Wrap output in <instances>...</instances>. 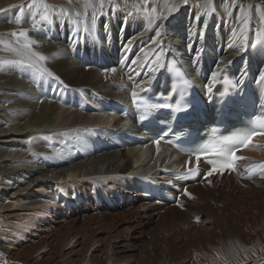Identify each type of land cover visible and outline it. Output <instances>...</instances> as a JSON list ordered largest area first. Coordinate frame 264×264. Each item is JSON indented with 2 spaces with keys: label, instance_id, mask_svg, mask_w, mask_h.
Wrapping results in <instances>:
<instances>
[{
  "label": "bare ground",
  "instance_id": "bare-ground-1",
  "mask_svg": "<svg viewBox=\"0 0 264 264\" xmlns=\"http://www.w3.org/2000/svg\"><path fill=\"white\" fill-rule=\"evenodd\" d=\"M198 1L182 2L169 24L172 10L163 0H149L146 8L155 11L146 16L112 6L85 20H43V7L0 0V264H264V249L254 251L264 245L263 177L198 178L174 203L150 201L134 176L177 169L185 158L162 144L99 151L92 141L98 135L110 142L131 125L98 112L97 101L128 100L148 88L170 55L199 83L225 65L239 80L261 79L264 0H211L217 8L209 11ZM101 13L117 21L107 32L96 25ZM67 26L73 39L64 35ZM20 32L46 60L24 59ZM36 63L51 75L30 66ZM256 156L245 166L264 160L263 152ZM212 242L221 246L207 248ZM151 248L162 252L157 260Z\"/></svg>",
  "mask_w": 264,
  "mask_h": 264
},
{
  "label": "rangeland",
  "instance_id": "rangeland-1",
  "mask_svg": "<svg viewBox=\"0 0 264 264\" xmlns=\"http://www.w3.org/2000/svg\"><path fill=\"white\" fill-rule=\"evenodd\" d=\"M160 1H162V0H160ZM164 1H166L167 7L172 10V12L169 13V15L167 17V22L170 24V23H172L171 21L179 18L181 9L183 8V3L182 2H184L185 0L184 1L183 0H163V2ZM26 2L27 3H30L31 5H33L35 7H38V8H42V6H41L42 4H47L49 6L48 7V13H49V16H51V17H54L53 15H55V16L57 15L59 17L60 16H63V15H65V17L66 16H73V17L79 16L80 18H83L84 20L87 19V17H88L87 15L89 14V11H91V10L92 11L93 10L94 11H97V9L101 8L100 7V0H36V4L35 5L33 4V0H29V1L28 0H24V3H26ZM148 3H149V0H103V7L105 8L106 11H108V9H111L110 7L113 6L114 9H116V10H118L120 12L125 10L129 14L146 16L147 13H150V12L153 11V9H152V11H150L149 8H146L148 6ZM213 3H214V1L211 2V0H199L197 2V4H198L199 7L206 8L208 11L213 7ZM21 4H23V3H20V5ZM86 4H90L91 6L90 7H85ZM117 5H118V7H117ZM215 6L217 8V5L216 4H215ZM137 7H139L140 11H137L136 10ZM252 11H249V13H246V16H248V18H247L248 21L250 20L249 22H252V14H251ZM175 12H177L178 14L175 13ZM101 14L100 15H97V16L95 14V17H96V25H98L99 27H103V30H106V32L109 29H111L110 28L111 25H115L116 26L117 21H116L115 17L112 16L111 18H109V15L108 14H106V15H103V14L101 15ZM81 16H83V17H81ZM99 19H100V21H99ZM189 21L190 20H188V22ZM67 23L70 24V25H72V23H70V21H67ZM43 26L45 27L46 25H43ZM133 28L134 29H140L141 28V25H138V26L133 27ZM69 29H70L69 26H67L66 27V30L68 32L65 31V34L64 35L67 38L70 37L71 39H73L74 38L73 34L76 31L75 30H70L69 31ZM217 31H218V29H215L213 32H215L217 34ZM132 32L133 31H129L128 34L130 35V34H132ZM213 32H212V34H213ZM84 33L87 34V32H84ZM82 35H83V33H82ZM168 35H169V38L172 37L173 39H175L177 37L173 33V30L172 29H169L168 30ZM231 38H233V41H239L240 36H238V37L231 36ZM164 39L166 41V38H164ZM181 40L182 39L177 40V41H180L181 42ZM241 40H242V38H241ZM172 48H174V46ZM232 52H234V51H232ZM24 59H27V60L30 59V56H29L28 53L26 54V58H24ZM35 65H37V67H39L41 69V72H42V69H45V67L43 66V64L36 63ZM39 74H41V73L39 72ZM41 76H44V74H41ZM27 92L29 94V93L32 92V90L31 89L30 90H27ZM71 187L72 186H70L68 188V190H70ZM103 187H105V185ZM61 202L62 201H59L58 200L56 203L57 204H60ZM87 203L88 204L91 203V205L93 204V202H92L91 199L87 200ZM219 234L220 233H217L216 235H219ZM221 234H223V233H221ZM223 235L225 236V234H223ZM225 241H226V237L224 239V243H225ZM161 242H163V240H160L159 243H161ZM219 246H221V243L220 244H217V243L212 242L211 245L208 246L207 248H217ZM258 247L255 248L254 251H257V250L261 251V250L264 249V245L258 246ZM207 248H204V249H207ZM152 249H154V248H151L150 249L149 255H150V257L153 260H157L158 256H160L162 254V252L161 251H156V250L155 251H152ZM198 251H199V248H198ZM232 254H234V253H232ZM218 256H219V259L218 260H223V258L225 260L227 255H224L223 252H220ZM86 259H88L87 256H86ZM84 262H86V261H84ZM150 264H152V261L150 262Z\"/></svg>",
  "mask_w": 264,
  "mask_h": 264
},
{
  "label": "snow or ice",
  "instance_id": "snow-or-ice-1",
  "mask_svg": "<svg viewBox=\"0 0 264 264\" xmlns=\"http://www.w3.org/2000/svg\"><path fill=\"white\" fill-rule=\"evenodd\" d=\"M33 4L34 5L36 4V0H33ZM41 6L43 7V9H45L41 18L43 20H48L49 13L47 12V9L49 6L47 4H42ZM90 6H91L90 4L85 5V7H90ZM100 7L101 8L103 7V0H100ZM136 10L140 11L139 7H137ZM154 11L155 10H153V12ZM169 11H171V9H169ZM159 18H160L159 16H155L153 19L149 20V24L151 25V23L154 22V19H159ZM13 35H17V34L13 33ZM19 36L24 37V39L26 40V43L23 45V49H26L28 51V53L30 54V57H35L37 58L38 61H44L47 59L44 55L31 51V45L34 44L35 41L28 40L26 32H20ZM17 43H19V40L17 41ZM250 46H254V45H250ZM261 49H264V45H261ZM7 50L15 51V52L21 51V49L12 48L11 46H9ZM159 59H160V55L157 54L156 60L159 61ZM30 66H35V64L30 65ZM42 71L48 75H51V73L48 72L46 68L42 69ZM214 78L215 77H213V79ZM261 80L264 81V73L261 74ZM132 99H133V103L137 106V108L142 109L141 115L143 119L145 120L150 119L149 112L153 110L156 106L149 103L144 97H138L136 92H132ZM255 136H264V131L253 130L244 135H238L234 137H225L223 140L219 141L217 144H214L211 146L209 144H206L203 146L202 149H199L194 153L196 156V160L199 161L201 159V153H204L205 156L215 155L217 157L224 158L219 163L218 166H214L208 172L207 174L208 176H212L214 173H222L224 170H227V169L235 170V161L238 159H242V157L236 156V151H238L241 147H247ZM158 143L159 141H157V144ZM260 168L262 171H264V165H260ZM189 173L195 174V171L192 169H189Z\"/></svg>",
  "mask_w": 264,
  "mask_h": 264
}]
</instances>
